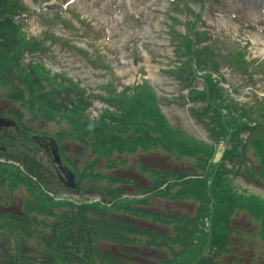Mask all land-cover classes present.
I'll return each mask as SVG.
<instances>
[{"label":"trees","instance_id":"16d2710c","mask_svg":"<svg viewBox=\"0 0 264 264\" xmlns=\"http://www.w3.org/2000/svg\"><path fill=\"white\" fill-rule=\"evenodd\" d=\"M13 3L14 0L0 2V86L6 88L7 99L19 103L24 114L27 112L33 120L52 121L56 117L64 118L72 129L74 140L84 143L88 138L87 145L93 154L91 169L96 167L100 159H105L106 162L107 158L115 153L133 155L139 150L148 152L150 148L164 149L168 156L179 152L184 155L179 156V159L186 158L194 162L196 172L173 173L168 169L164 172L151 171L148 174L151 178L148 189L154 196L160 195L173 201L193 200L198 207L195 217L184 214H150L139 209L134 212L135 217H152L154 221L162 223L167 232L160 234L140 230L134 224L116 220V223L120 224L118 226L112 216L102 219L101 215V225L97 218L86 220L84 212L88 208L91 209L89 206H82L75 218L70 217L67 212H57L55 218H62V221L53 226V234L50 235L52 239L44 244L45 251H41L40 256H36L37 253L30 255L26 251H20L29 241L36 244L37 242L35 237L30 235H16V231L24 222L11 221L6 224L4 230L0 228V233L8 227L7 231L11 233L15 251H9L11 238L0 234V245L8 243L9 247L0 254V264L130 263L108 253L98 252L96 243L99 238L107 239L116 245L123 244L121 247L131 245L133 249L140 246L165 248L173 254L171 263L170 260L163 259L158 260L159 264H213V259L222 255L225 248L232 247L231 241L228 240L231 232L229 222L232 216L236 217L241 212L247 213L248 218L257 222L256 243L264 242V197L235 190L228 176L230 169L227 166V163H231L236 157L243 159L245 150L252 145L250 148H254L252 157L256 167L246 160H240L238 166L253 167L255 171L247 167L250 175L259 174L264 181V136H261L262 131L264 132V103L258 102L254 109H246L244 105L233 103L219 86L221 78L213 76L217 74L221 77L220 64L212 59V51H207L205 46L201 49L196 47L201 42V37L196 34L193 37L186 34L172 36L175 43L177 42L174 49L179 52L184 48L186 60L176 68V77L184 82L183 87L187 89L185 98L189 103H203L197 109L207 116V122L202 124L210 125L209 137L214 140L213 144L206 145L207 143L197 141L196 145H192L188 140H183L178 130L167 123L161 113L159 101L144 80L131 86H123L121 89L107 83L101 87L100 94L86 95L78 84L70 79L59 80L56 74L51 75L40 63L23 62L24 53L32 51L33 43L25 38L20 27L12 21L11 17L20 9ZM220 58L226 64L232 62L238 66V62L242 61V54L241 51L220 54ZM194 62L196 69L199 67L203 73L202 88H197L194 84L197 79L196 70L191 68V63ZM93 98L99 99L107 107L98 118L90 121L87 111L92 106ZM196 113L199 114L198 119L203 121L204 119L200 118L203 115ZM17 115L21 116L23 113ZM220 142L227 143V148L220 162H213L217 144ZM105 156L107 158H104ZM111 167L108 166L110 169ZM142 169L147 173L146 169ZM6 179L10 180L11 185L21 182L13 175H8ZM101 180L111 186V189L101 188V195L112 203L110 209L105 207L101 210L112 212L119 209L129 212L131 202L141 203L146 199L122 198L124 187L133 182L122 176L110 174L108 177H101ZM164 184L166 186L162 188ZM174 188L175 191H172ZM37 200L40 202L37 206H31L29 211L41 213L44 210L51 215V207L43 203L41 197L37 196ZM81 220L83 225L79 223ZM100 227L101 232L98 230ZM130 234H134L131 239ZM251 236L252 234L246 236L245 242L248 243ZM25 237L28 239L23 242ZM68 241L71 244H68ZM127 254L130 255L129 252ZM205 254L210 257L206 258ZM139 257L145 261L142 256ZM239 259L240 257L237 258ZM242 260L236 262L242 264ZM132 264L140 263L137 261Z\"/></svg>","mask_w":264,"mask_h":264},{"label":"rangeland","instance_id":"374dc122","mask_svg":"<svg viewBox=\"0 0 264 264\" xmlns=\"http://www.w3.org/2000/svg\"><path fill=\"white\" fill-rule=\"evenodd\" d=\"M17 1L25 5V10H22L25 12L20 19L22 31L28 39H36L35 41H42L46 45L43 53L32 51L30 54H25L23 62L40 63L51 73L64 74L65 78L72 79L82 87L86 95L101 93L100 87L108 82H112L113 86L118 88L145 80L159 101L161 113L167 123L178 130L183 140H188L192 145H196L197 141L211 144L214 140L209 137L210 125L202 124L206 123L208 118L201 114L203 116L200 118L204 120L198 119L199 114L196 113V109L190 107L195 104H190L185 98L184 82L176 77V68L186 60L184 48L179 52L173 50V44L168 37L169 25L173 27L171 32L186 33L190 37H193L195 31L199 33L202 41L196 47L201 49L205 46L207 51H212V59L221 65L219 74L223 76L221 84L226 87L225 93L227 91L233 93L235 100L244 103L246 109H254L257 101L264 100V19L262 18L264 0H48L45 2L34 0V3H30L29 0ZM175 6L176 9L173 8ZM56 14H59V17ZM172 18L178 19L171 22ZM49 34L57 39L50 40L46 37ZM242 46H246V55L238 62V66L232 62L228 63L230 68L224 65L220 58L222 50L230 54L238 51ZM78 49L86 52L87 56ZM191 68L193 71L196 70L197 79H201L203 73L200 72L199 67L196 69L195 62L191 63ZM196 84L201 87L200 80H197ZM5 89L4 86H0V113L6 116L11 106L16 107L17 113H20L23 110L20 104H13L7 99ZM105 106L95 100L92 108L87 112L89 120H95ZM16 117L20 128L32 132L40 130L42 133L59 136L58 140L71 160L69 163L77 170L78 166L93 161L92 152L85 148L86 146H79L72 138V129L64 118L34 121L27 112ZM13 130L14 128L0 131V144L6 147L12 144L11 141L6 140L5 135ZM19 131L25 134L24 130L19 129ZM22 133L19 136L24 139ZM261 136H264L263 131ZM24 141L28 147L33 145L28 139ZM20 143L21 140L18 139L16 141L18 148H21ZM224 147L223 145L217 147L219 152L216 159L222 156L221 151ZM250 147L248 153L252 155L253 149ZM163 150L150 148V151L144 152L145 154L139 150L135 155L115 153L109 158L105 156L106 162L105 159L98 161L93 170L95 176L89 186L111 189L101 177L112 174L133 181L130 184L132 199L137 197L136 193L146 197L144 202H131L129 212H115L112 217L115 216L122 222L137 226L139 219H136L134 214L137 209L150 214L166 215L182 212L196 216L198 204L195 201L173 202L160 195L154 196L148 189L150 183H146L145 178L139 179L142 174L139 170L140 165L156 172H164L167 169L173 173L196 172L191 159H179V156L184 157L179 152L168 156ZM33 154L43 161L46 160L39 149L33 150ZM109 165L113 168H108ZM233 170L237 172V176L232 174L229 176H232V184L237 191L264 197V181L259 174L250 175L246 165H240L237 170L236 168ZM255 170L252 168L251 171ZM157 174L161 176L160 173ZM172 191H175V188ZM13 194H22L24 200L27 198L32 201L24 188L19 187ZM13 203L24 222L16 231V235L27 234L32 238L35 237L36 245H40L41 250L45 251L44 244L51 241L53 226L60 223L62 218L57 220L44 210L41 213L37 211L28 213L18 205V202ZM67 209V213L75 212L77 215L73 207L68 206ZM27 213L29 216L26 215ZM256 224L257 222L248 218L245 212L239 213L236 217L232 216L229 222L231 232L228 240L234 248H225L222 255L213 259V264H238L236 261L239 257L244 260L243 264H264V242L256 243L258 231ZM162 228L163 224L156 221L152 230L159 234ZM244 233L252 234L248 243L245 242L246 239L241 238V234ZM133 236L134 234H130L129 238ZM11 244L9 251L14 249L12 238ZM110 246L109 243L104 246L103 240L97 245L99 251L104 249L110 251L105 248ZM127 250L130 253L128 255L130 263L139 261L140 264H153L155 257L151 250L142 246L134 248V251L130 247ZM2 252L3 250L0 254ZM139 256L144 259L149 256V259L143 261Z\"/></svg>","mask_w":264,"mask_h":264},{"label":"flooded vegetation","instance_id":"af4514ba","mask_svg":"<svg viewBox=\"0 0 264 264\" xmlns=\"http://www.w3.org/2000/svg\"><path fill=\"white\" fill-rule=\"evenodd\" d=\"M47 142H48V139H45V141L41 142L40 144H41V145H45ZM47 149H48V151H49L48 153H51V150H49V147H48ZM66 166L68 167V165H66ZM58 173H59L61 176H59ZM67 173H68L67 170H64V171H62V172H57V171H55L56 177L58 178V180L61 179L62 181H61V180H59V181H61L63 184H65V182H69L68 180L65 179ZM64 176H65V177H64ZM70 183H71V182H70ZM76 188H77V187L72 188V189H67V190H68L67 193L74 192V191L76 190Z\"/></svg>","mask_w":264,"mask_h":264},{"label":"water","instance_id":"95a60500","mask_svg":"<svg viewBox=\"0 0 264 264\" xmlns=\"http://www.w3.org/2000/svg\"><path fill=\"white\" fill-rule=\"evenodd\" d=\"M11 124H13V122L7 121V120H4V119L0 118V126L1 125L9 126ZM51 146H52V149H53V153H55L56 152V145L54 143H52ZM55 156H57V155L55 154ZM57 158H58V156H57Z\"/></svg>","mask_w":264,"mask_h":264}]
</instances>
